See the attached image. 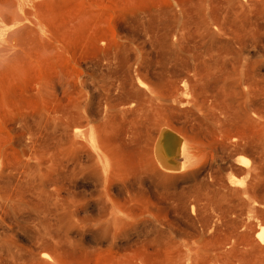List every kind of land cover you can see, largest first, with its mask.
I'll return each mask as SVG.
<instances>
[{
	"label": "bare ground",
	"instance_id": "1",
	"mask_svg": "<svg viewBox=\"0 0 264 264\" xmlns=\"http://www.w3.org/2000/svg\"><path fill=\"white\" fill-rule=\"evenodd\" d=\"M131 1L0 0V255L8 263L65 264L73 217L91 203L113 208L115 188L131 197L146 167L171 172L190 156L176 122L228 128L258 162L241 190L264 189V0H173L193 73L162 87L122 73L127 46L94 49L113 8ZM86 178L94 189L78 191ZM178 231L160 225L151 264H188Z\"/></svg>",
	"mask_w": 264,
	"mask_h": 264
},
{
	"label": "rangeland",
	"instance_id": "2",
	"mask_svg": "<svg viewBox=\"0 0 264 264\" xmlns=\"http://www.w3.org/2000/svg\"><path fill=\"white\" fill-rule=\"evenodd\" d=\"M173 4L132 0L124 8L118 3L112 10L114 24L101 31L94 49L127 46L130 59L122 73L144 80L146 87L181 84L193 73L186 63L192 46L188 35L181 36L184 26ZM184 88L183 94L191 97L189 80ZM227 129L211 133L196 121L174 123L172 130L190 156L171 172L146 167V179L136 182L131 197L115 188L113 208L100 211L91 203L73 217L65 264H151L160 254L151 239L168 222L179 228L176 243L188 264H264V241L258 237L264 230V189L248 195L241 190L252 185L258 162L251 148L233 144ZM93 189L90 178L77 183L80 192ZM17 239L28 243L25 236ZM46 252L55 256L51 249ZM5 258L0 255V264H12Z\"/></svg>",
	"mask_w": 264,
	"mask_h": 264
}]
</instances>
